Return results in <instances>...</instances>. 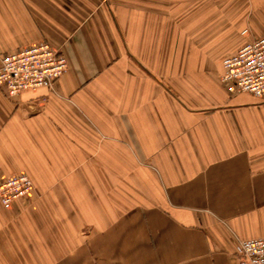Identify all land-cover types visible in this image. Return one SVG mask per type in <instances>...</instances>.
<instances>
[{
	"label": "crops",
	"instance_id": "0c3cea01",
	"mask_svg": "<svg viewBox=\"0 0 264 264\" xmlns=\"http://www.w3.org/2000/svg\"><path fill=\"white\" fill-rule=\"evenodd\" d=\"M264 0H0V53L45 40L53 90L0 87V264H239L264 237V100L223 59Z\"/></svg>",
	"mask_w": 264,
	"mask_h": 264
},
{
	"label": "built area",
	"instance_id": "2783aa9c",
	"mask_svg": "<svg viewBox=\"0 0 264 264\" xmlns=\"http://www.w3.org/2000/svg\"><path fill=\"white\" fill-rule=\"evenodd\" d=\"M222 82L232 93H250L264 98V36L252 39L235 54L223 59ZM69 69L66 55L45 40L17 51L0 53V87L10 96L24 91L53 90ZM32 179L22 171L0 179V202L10 209L34 191ZM239 264H264V237L240 239L236 244Z\"/></svg>",
	"mask_w": 264,
	"mask_h": 264
},
{
	"label": "rangeland",
	"instance_id": "374dc122",
	"mask_svg": "<svg viewBox=\"0 0 264 264\" xmlns=\"http://www.w3.org/2000/svg\"><path fill=\"white\" fill-rule=\"evenodd\" d=\"M260 99V98H259ZM261 100H264V98H261Z\"/></svg>",
	"mask_w": 264,
	"mask_h": 264
}]
</instances>
